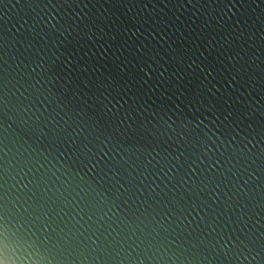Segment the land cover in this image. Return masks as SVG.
<instances>
[{
    "label": "water",
    "instance_id": "water-1",
    "mask_svg": "<svg viewBox=\"0 0 264 264\" xmlns=\"http://www.w3.org/2000/svg\"><path fill=\"white\" fill-rule=\"evenodd\" d=\"M0 264H264V0H0Z\"/></svg>",
    "mask_w": 264,
    "mask_h": 264
}]
</instances>
